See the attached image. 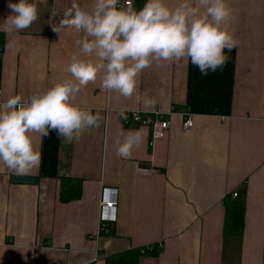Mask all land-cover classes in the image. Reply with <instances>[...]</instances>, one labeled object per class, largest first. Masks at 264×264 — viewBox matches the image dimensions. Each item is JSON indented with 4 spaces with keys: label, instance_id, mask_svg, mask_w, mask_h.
<instances>
[{
    "label": "crops",
    "instance_id": "crops-1",
    "mask_svg": "<svg viewBox=\"0 0 264 264\" xmlns=\"http://www.w3.org/2000/svg\"><path fill=\"white\" fill-rule=\"evenodd\" d=\"M8 2L0 0V103L70 78L66 69L82 36L50 26L74 0H35L38 19L7 35L2 22L10 14ZM75 2L91 7L94 0ZM179 2L166 0L169 7ZM227 2L229 30L239 43L225 50L229 59L222 70L202 75L190 60L154 63L141 73L130 98L102 89L101 74L74 101L100 112L98 129L72 143L55 131L34 135L42 158L28 175L0 164V264H105L110 255L152 244L163 247L140 264H223V201L243 190L239 264H264V0ZM132 3L139 10L146 0ZM173 107L194 114L191 134L183 132L180 116L167 117V137L151 144L150 128H126L122 122V111L168 114ZM129 130L142 131L143 141L122 158L117 149L121 133ZM62 177L84 180L81 200L59 203ZM103 190L118 192L117 220L96 240Z\"/></svg>",
    "mask_w": 264,
    "mask_h": 264
},
{
    "label": "clouds",
    "instance_id": "clouds-1",
    "mask_svg": "<svg viewBox=\"0 0 264 264\" xmlns=\"http://www.w3.org/2000/svg\"><path fill=\"white\" fill-rule=\"evenodd\" d=\"M10 14L2 30L11 35L28 29L38 19L35 0H9ZM201 7L204 9L201 11ZM232 8L227 0H180L169 7L166 0H146L137 10L132 0H94L91 7L75 0L54 32L75 29L79 53L71 56L70 78L53 83L25 98L10 96L0 103V164L17 176L30 174L41 163L42 153L33 136L55 131L62 142L79 140L101 126L97 110L82 107L75 99L82 88L102 74L101 88L125 98L137 91L141 73L155 63L190 60L202 75L223 69L238 40L229 30ZM117 155L129 158L143 141V133L129 130Z\"/></svg>",
    "mask_w": 264,
    "mask_h": 264
},
{
    "label": "trees",
    "instance_id": "trees-1",
    "mask_svg": "<svg viewBox=\"0 0 264 264\" xmlns=\"http://www.w3.org/2000/svg\"><path fill=\"white\" fill-rule=\"evenodd\" d=\"M4 39V34L0 33V48L4 42ZM58 183L59 186L57 194L59 203L70 204L81 200L84 180L73 177H62L58 179ZM223 208V264L224 258H227L229 253L228 248L234 243H236V248L238 249L237 255L235 257V264H239V259L241 256V243L245 233L246 191L243 190L238 192V196L235 199L232 198V194L228 195L223 201ZM103 234H106V232L102 233V235ZM158 254V247H155L154 250L151 251L147 249V246L143 248H135L106 257L105 264H140V261L143 258L157 257ZM234 259H232V261ZM225 263H227V259H225ZM230 264H232V262H230Z\"/></svg>",
    "mask_w": 264,
    "mask_h": 264
},
{
    "label": "built area",
    "instance_id": "built-area-1",
    "mask_svg": "<svg viewBox=\"0 0 264 264\" xmlns=\"http://www.w3.org/2000/svg\"><path fill=\"white\" fill-rule=\"evenodd\" d=\"M123 3V1H121ZM176 107H173L168 114H164L159 109H154L150 112L142 111H122L121 118L124 127L131 126H141L150 128L152 131V142L154 144L156 141L163 140L167 137L170 130V121L167 117L180 116L182 118V129L185 134H191L194 129V114L189 109L184 111H179ZM107 113L110 112L108 108ZM238 196V191L232 194V198L235 199ZM117 206H118V192L114 190L113 193L110 190H103L102 201H101V216L98 236L96 240L102 235V233H107L109 224L116 222L117 220ZM111 214L109 215L108 213ZM158 247L159 250L162 249V244H152L147 246L148 250H154ZM97 257V256H96Z\"/></svg>",
    "mask_w": 264,
    "mask_h": 264
},
{
    "label": "rangeland",
    "instance_id": "rangeland-1",
    "mask_svg": "<svg viewBox=\"0 0 264 264\" xmlns=\"http://www.w3.org/2000/svg\"><path fill=\"white\" fill-rule=\"evenodd\" d=\"M228 255L227 258H224V264H230V262H232V264H235L236 262V255H237V251L238 249L236 248V243L232 244L231 247L228 248ZM235 258V259H234ZM225 259H227V263H225ZM232 259H234L232 261Z\"/></svg>",
    "mask_w": 264,
    "mask_h": 264
},
{
    "label": "water",
    "instance_id": "water-1",
    "mask_svg": "<svg viewBox=\"0 0 264 264\" xmlns=\"http://www.w3.org/2000/svg\"><path fill=\"white\" fill-rule=\"evenodd\" d=\"M3 48H1L0 52H2ZM14 182H22V183H36L37 179L34 178H26V177H14Z\"/></svg>",
    "mask_w": 264,
    "mask_h": 264
}]
</instances>
